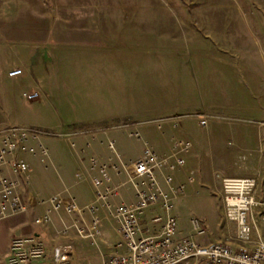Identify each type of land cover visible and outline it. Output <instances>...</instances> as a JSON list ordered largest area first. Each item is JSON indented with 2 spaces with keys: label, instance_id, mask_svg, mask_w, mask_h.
<instances>
[{
  "label": "rangeland",
  "instance_id": "374dc122",
  "mask_svg": "<svg viewBox=\"0 0 264 264\" xmlns=\"http://www.w3.org/2000/svg\"><path fill=\"white\" fill-rule=\"evenodd\" d=\"M16 15L69 28L41 40L0 39V129L36 130L32 145L55 159H30L34 190L55 180L64 158L69 176L53 195L93 198L74 166L83 155L71 147L83 133L112 132L107 138L126 164L145 140L182 137L192 149L172 174L175 185H186L174 201L176 236L192 235L195 218L205 230L197 242L233 243L222 180L254 178L258 201L264 184L255 173L264 165V0H0V23ZM84 23L94 27L79 30ZM15 68L22 75L8 77ZM33 93L37 99L25 98ZM124 124L139 129L128 128L132 137L113 129Z\"/></svg>",
  "mask_w": 264,
  "mask_h": 264
},
{
  "label": "built area",
  "instance_id": "2783aa9c",
  "mask_svg": "<svg viewBox=\"0 0 264 264\" xmlns=\"http://www.w3.org/2000/svg\"><path fill=\"white\" fill-rule=\"evenodd\" d=\"M21 70H13L8 77L21 76ZM29 101L38 98L37 94L25 96ZM206 118L199 124L205 126ZM176 127V125H174ZM76 135V134H74ZM91 135H96L92 133ZM38 132L32 129L12 126L0 130V221L28 211L34 200H25L20 193L21 184L27 186L31 177L28 156L38 157L41 163L49 161L47 150L36 148L32 141ZM80 136H87L81 134ZM137 139L139 136L134 135ZM129 137L132 135L129 134ZM74 143L71 147H75ZM108 148L114 152L113 142ZM191 149V143L184 138L172 140L167 155L160 156L146 143L141 155L128 164H123L118 155L116 164L110 155L94 154L90 159L91 182L95 188L96 200L101 207L113 209L120 242L116 252L103 264H264V184L261 199L257 197V182L254 178H225L222 180L221 199L226 223L234 229L233 243H199L194 236L205 233L200 220L191 219L192 235L178 238L177 222L173 216L174 201L184 194V184H174L172 174L182 170L185 160L182 157ZM52 162V160H50ZM126 175V179L122 178ZM79 178V175H75ZM159 178L167 187L163 189ZM192 179H188L191 184ZM122 194L127 198L122 200ZM48 202L54 210L61 206L67 212H76L72 199L51 197ZM119 199L118 204L110 202ZM260 206L254 215V208ZM91 211L93 208H89ZM150 213L148 221L146 214ZM48 216L34 218L35 225L48 223ZM96 220L91 230L97 233ZM7 264H32L45 255L44 243L34 235L14 237L9 246ZM71 252L69 247H56L53 260L64 264Z\"/></svg>",
  "mask_w": 264,
  "mask_h": 264
},
{
  "label": "crops",
  "instance_id": "0c3cea01",
  "mask_svg": "<svg viewBox=\"0 0 264 264\" xmlns=\"http://www.w3.org/2000/svg\"><path fill=\"white\" fill-rule=\"evenodd\" d=\"M17 16V15H16ZM12 17L7 21L4 25L0 23V39L1 38H19V36L23 37V35L28 36V38H37L41 40L44 38L46 32H56L59 29V32H64V30H68L69 28L65 25H54V24H43V25H35L30 23H21L18 19V16ZM18 20V21H17ZM8 22H12V24H7ZM84 24H80L81 26L78 29L91 30L94 25L88 26ZM54 25V26H51ZM75 28V27H74ZM79 29V30H80ZM6 34V35H5ZM32 34V35H30ZM31 36V37H30ZM43 36V37H42ZM20 70L19 68H15L10 70ZM239 110V108H237ZM240 111H246L245 108H242ZM126 123V122H125ZM128 128L139 129L137 126H128V124H124L122 128H113L122 133H127L129 135L131 131ZM5 129V128H4ZM2 130V129H0ZM114 132V131H113ZM130 132V133H129ZM96 135H87V136H79L78 142L74 143L76 146L72 149L78 150L83 156L79 160H76L74 166H76V170H80L78 172L82 173L84 180L89 179L91 185V171H90V159L94 156V154H99L102 156L110 155L113 158L114 163L120 164L119 161L115 158L116 153L114 141L112 139L107 138L108 135H111L112 132L101 129ZM99 133V134H98ZM138 133V132H137ZM105 135V139L99 137V135ZM139 136V133H138ZM140 137V136H139ZM112 140V141H111ZM137 141H141L137 139ZM109 142H113L114 152L111 153L108 144ZM146 143L150 148L155 151L158 155L164 156L167 155L171 148V142L168 143H158L156 144L153 140L151 142L145 140L143 144ZM150 143V144H149ZM192 149V144H191ZM191 149L188 151L190 152ZM142 150L137 154L136 158H138ZM88 152L87 154H85ZM120 158V156H119ZM37 159L35 156H28L27 161L31 167V160ZM52 160V162H50ZM66 159L61 158L57 159V177L55 180H52L50 184L44 183L41 184L39 188L34 190V183L29 180L27 186L21 184L20 193L21 196L25 200H34V203L30 206L27 212L23 214H18L7 219L0 221V264H7V260L9 258V246L10 242L14 237H22L28 235H34L38 237L45 246V255L42 259L32 263V264H56L53 260V251L56 247H69L71 252L68 255V259L64 264H103L107 262L113 254L116 252H123L122 249H119L117 246L120 242V236L118 233V226L113 217V209H105L101 207L99 201L96 200L95 193L93 198L88 202H77L78 197L75 196H67L64 197V192L57 191L56 195H53L56 190L59 189L58 185L66 184V178L69 176L68 170L66 168ZM121 161V159H120ZM50 164L55 163V159H49ZM122 162V161H121ZM123 163V162H122ZM64 164V165H62ZM126 164V163H123ZM32 170V168H31ZM32 173V172H31ZM256 176L264 174V165L260 164V166L255 170ZM79 175L80 174L76 173ZM75 174V175H76ZM255 176V177H256ZM122 177L126 179V175L122 174ZM249 176L244 177H235V176H226L224 178H248ZM76 178V177H75ZM77 178V179H79ZM34 180H36L34 178ZM33 180V181H34ZM160 184H163L161 178H159ZM55 181V182H54ZM88 181V180H87ZM35 182V181H34ZM33 184V185H32ZM164 185V184H163ZM93 186V185H92ZM162 186V185H161ZM55 191L52 192V189ZM95 189V188H94ZM52 192V193H51ZM36 195H40L43 200H47L51 197H60L64 200L72 199L77 206L76 212H67L63 206H61L58 210H54L50 203H40L39 199H35ZM122 200H126L124 194L121 196ZM119 199L113 200L111 205L118 204ZM89 208H93L91 211ZM48 216V223L44 225H35L33 223L34 218ZM150 217V213L146 214V219ZM96 220V228L97 233H94L91 230L92 222Z\"/></svg>",
  "mask_w": 264,
  "mask_h": 264
}]
</instances>
